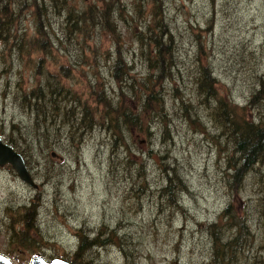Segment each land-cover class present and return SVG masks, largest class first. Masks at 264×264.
<instances>
[{
    "label": "rangeland",
    "instance_id": "374dc122",
    "mask_svg": "<svg viewBox=\"0 0 264 264\" xmlns=\"http://www.w3.org/2000/svg\"><path fill=\"white\" fill-rule=\"evenodd\" d=\"M106 1L113 4L108 22L99 15ZM2 2L11 27L0 37V136L19 140L37 186L21 181L9 164L0 166V253L13 264H28L33 255L71 261L81 231L110 234L105 244L82 251L88 264H264L257 208L264 157L240 184L228 182V163L237 157L233 135L222 108L199 86L208 71L231 115L264 124V85L254 93L264 81V0ZM81 18L80 27L72 24ZM161 23L172 34L173 51L160 75L149 66L147 40ZM117 53L121 62L113 66ZM56 81L69 89L64 100L51 102L45 94L37 105L46 112L40 138L56 142L38 145L33 109L20 96L37 86L47 93ZM54 103L74 104L76 115L82 106L88 118L94 114L82 141L47 114ZM122 110L138 115L139 125H122L115 134L113 122L96 120ZM171 175L170 186L180 179V189L163 193ZM227 201L245 220L249 238L241 235L233 245L242 246L213 262L212 223ZM33 217L37 230L23 233ZM234 235L227 226L219 231L224 242Z\"/></svg>",
    "mask_w": 264,
    "mask_h": 264
},
{
    "label": "trees",
    "instance_id": "16d2710c",
    "mask_svg": "<svg viewBox=\"0 0 264 264\" xmlns=\"http://www.w3.org/2000/svg\"><path fill=\"white\" fill-rule=\"evenodd\" d=\"M109 5L108 8H101L100 10V18H104L105 21H109V15L112 14L111 7L113 8V4L111 1H106ZM7 4L5 2H2L0 0V24H3V30L0 32L1 38H6V35L11 27V25H7L9 22V16L10 12L7 10ZM91 7H88L84 12L89 11ZM68 12H70L68 10ZM83 12V13H84ZM66 20H68V16L66 17ZM84 20V18L76 19L72 21V24L77 25V27H80L79 23L80 21ZM6 26V27H5ZM158 30L154 31L151 29L152 33L148 36L147 42H150V51L152 55L153 63H149L151 68H158V71L160 72L163 69L162 63L165 61V58H167V65L172 62V51H173V37L172 34L166 32L168 29H166L165 25L163 23L157 25ZM167 35V36H166ZM164 36H166L164 38ZM12 38H15V35L11 36ZM15 43V42H14ZM19 46V43H18ZM162 46L167 47V51L163 54L162 52ZM157 60L159 62H157ZM121 62V58L119 53H117V56L114 60L113 66L116 65V63ZM126 68V67H124ZM164 74V72H162ZM160 72V75L162 74ZM200 73V72H199ZM116 74V73H114ZM208 71L202 72V76L204 77V82L199 83V86L203 87L206 90L207 98H215V108H222L224 111V118L226 119L228 125L230 126L232 135H233V147L234 152L236 153V160L232 162V164L228 163V168L230 169L229 173V180L233 181V184H240L245 174L248 172L249 168L258 161L259 159H262L264 157V124L260 123L258 120H250L243 118L239 115H235L230 113L232 110V107L229 105H226V101H223L221 98L216 97L215 89L213 88V77L210 76ZM118 78V75H115ZM158 78V76H156ZM121 81V80H120ZM99 83V88H102V85ZM264 85L263 79L260 81L259 89L255 91L254 93H259L261 91V87ZM48 87V86H47ZM49 89L47 93H43L41 89H44L42 86H37L36 89H32L28 92H23L20 97H26L25 103L29 108L33 109V132L35 134L34 141L40 145L41 142H43L45 145L53 146L55 145L54 141H46L45 138H40L45 135V132L47 131V125L44 123V119L46 118V112L43 109H37V105L39 101H42V98L45 94L48 95L50 98V101L52 102L55 98L63 99L66 97V95L69 93V89L67 87H63L62 83H59L58 81L54 83H50ZM151 89V88H149ZM152 95V94H151ZM145 101L147 98L150 97V94L145 96ZM32 99V100H31ZM158 102V104L161 106V101L158 97L155 98ZM145 101H142L143 103ZM228 106V109H227ZM74 104L71 103H64V105L59 106L58 104H51L50 110L47 112V114L52 118L54 121L58 120L57 127L61 124H65L67 127L68 137H70L71 134L76 133L78 131L79 134V140L78 142L82 141L83 135L91 129L94 125V114H92L88 118V109L86 106H82V111H79V115H76L74 112ZM39 111V112H38ZM128 116L126 111L122 110L119 112L118 117L115 116L114 118L111 117L110 113L105 111L101 115H96V120L102 119L107 120V123L113 122L112 129L115 134H118L120 132V127L123 128H129L130 125H139L140 120L138 115H133V117ZM135 121L136 123H133ZM119 122L121 124H119ZM60 123V124H59ZM123 125V126H122ZM11 128H13V124L11 125ZM70 134V135H69ZM113 136V135H112ZM113 140H117L115 136H113ZM8 143H10L17 151L22 150L21 143L19 140H16L15 138H9L7 137L6 140ZM20 148V149H18ZM23 156V154L21 153ZM174 175V174H173ZM172 180V175L168 177L167 182L164 184L163 187H161L159 190L163 193H170L175 192L180 189L181 180H177V186L173 187V185L170 186ZM231 201H227L223 208L220 210L216 221H214L213 224V254L214 259L213 262H219V259H217V256H220L221 258H225V256L228 257L229 252H234L238 247L242 245H233L237 242L239 237L243 234H246L245 239L249 238V231L247 228V225L245 224V220L241 218L238 213L236 215L232 214V211L230 210ZM30 208L32 211L34 210V203H31ZM258 211L260 214V225L263 230V245H264V196L259 200L258 203ZM35 217H33L32 222H28L24 224L23 233H25L27 230L31 229L33 232H35L36 224L34 222ZM227 226L231 228V232L235 234L231 240L224 242L221 237L219 236L220 229H224V227ZM108 236L110 234H106L105 236L101 237L99 233H96L92 237H88L86 232H77V245L72 255V263L75 264H88L87 260H84L80 257V254H82V251H84L88 246L90 245H103L107 242ZM28 239L26 236H22V242H25ZM88 243V244H87ZM220 252V253H219ZM232 254V253H231ZM231 254L229 256H231ZM222 262V260L220 261ZM215 264V263H214Z\"/></svg>",
    "mask_w": 264,
    "mask_h": 264
},
{
    "label": "water",
    "instance_id": "95a60500",
    "mask_svg": "<svg viewBox=\"0 0 264 264\" xmlns=\"http://www.w3.org/2000/svg\"><path fill=\"white\" fill-rule=\"evenodd\" d=\"M9 164L16 172L18 178L24 183L35 188L37 185L31 177L22 155L13 146L4 141L0 136V166ZM0 264H12L8 257L0 253ZM28 264H74L59 257L44 259L39 255L31 256Z\"/></svg>",
    "mask_w": 264,
    "mask_h": 264
}]
</instances>
